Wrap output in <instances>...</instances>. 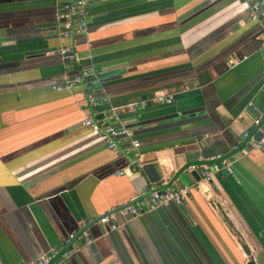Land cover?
<instances>
[{"label":"crops","instance_id":"1","mask_svg":"<svg viewBox=\"0 0 264 264\" xmlns=\"http://www.w3.org/2000/svg\"><path fill=\"white\" fill-rule=\"evenodd\" d=\"M57 10L58 0H0V264L50 247L71 250L51 264H264V151L251 144L264 138V21L249 2L93 0L74 62L57 51L71 41L58 36ZM83 67L97 78L54 88ZM93 89L108 100L90 106ZM143 100L119 114L142 143L135 168L82 120ZM217 153L235 160V175L206 182L188 170ZM171 185L190 186L183 204L109 232L94 221Z\"/></svg>","mask_w":264,"mask_h":264},{"label":"built area","instance_id":"2","mask_svg":"<svg viewBox=\"0 0 264 264\" xmlns=\"http://www.w3.org/2000/svg\"><path fill=\"white\" fill-rule=\"evenodd\" d=\"M93 0H58L57 20H58V36L61 40L70 39V42H63L58 48V52L67 61H79L81 59L77 48L78 38L87 33V27L90 17V6ZM250 6V18L253 20L264 21V0H247ZM264 46V42H263ZM236 59H230L229 63L235 64ZM98 70L95 68L83 67L73 74H64L62 80L54 85L57 90L76 89L94 78H97ZM86 98L90 106L94 107L101 99L108 100L107 96L98 97L96 91L90 90L86 92ZM152 100L161 103H171L173 97L165 93H157ZM146 101H133L131 103L112 106L109 110L108 119L95 117L93 114L87 115L82 124L90 127L96 133L103 136L107 148L119 151L120 153H131V166L135 168H143L141 141L136 138L132 130L120 121V112L127 108L143 107ZM249 107L255 113V122L259 124L263 117V112L254 105L249 103ZM250 136L249 132L244 133V137ZM253 149H261L264 151V138L260 140L252 139ZM198 163L188 166L189 171H197L202 179L206 182L214 181L216 175L222 171H226L229 175H235V160L230 157H224L221 153H217L211 157H200ZM122 173V171L120 172ZM190 186H167L164 189L150 188L147 193L139 199L138 204L126 205L118 209V211L109 210L99 216L97 222L107 227V231H112L124 225L128 220L134 219L145 211L161 207L163 205L174 202L183 204L190 195ZM120 217V221H118ZM86 223L83 224L85 227ZM76 235H70V239H74ZM71 255V250L61 249L59 247H50V249L24 264H51L58 258L59 261H66Z\"/></svg>","mask_w":264,"mask_h":264},{"label":"water","instance_id":"3","mask_svg":"<svg viewBox=\"0 0 264 264\" xmlns=\"http://www.w3.org/2000/svg\"><path fill=\"white\" fill-rule=\"evenodd\" d=\"M206 2H208V1H205V2H203V3L199 4V5H197V6L194 7L193 9H191V10L187 11L186 13H184V15H182V16H188V15L192 14L194 11L198 10V9H199L203 4H205ZM166 122L169 123V122H175V121H174L173 118H169V119H167V120H163V121H161L160 124L162 125V124H165ZM177 122H180V121H177ZM143 196H144V195H143ZM143 196H140V197H138L137 199H134V200H132V201H130V202H128V203H126V204L120 206V207H117V208L113 209V211H118V209H120V208H122V207H125L126 205L134 204L135 202L139 201V199L142 198ZM98 218H99V217H98ZM98 218L94 219V221L96 222V221L98 220ZM86 228H87V226H85V227L83 228V230H85ZM94 245H95L94 243H91V246H94ZM249 264H253V262L250 261Z\"/></svg>","mask_w":264,"mask_h":264}]
</instances>
